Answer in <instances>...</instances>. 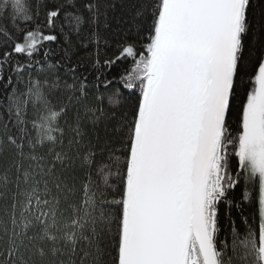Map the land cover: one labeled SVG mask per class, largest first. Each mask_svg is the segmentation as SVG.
<instances>
[{
	"label": "snow or ice",
	"instance_id": "1",
	"mask_svg": "<svg viewBox=\"0 0 264 264\" xmlns=\"http://www.w3.org/2000/svg\"><path fill=\"white\" fill-rule=\"evenodd\" d=\"M74 38L94 45L97 69L102 42L109 72L125 64L92 82L114 89L120 113L118 148L105 139L90 150L97 171L112 166L121 181L104 201L119 210L115 264H264V0H0V112L23 127L31 110L41 145L62 138L58 118L88 98ZM53 92L67 102L39 122ZM84 111L94 128L99 108ZM71 130L92 142L79 114ZM238 187L253 215L221 240V206L240 207Z\"/></svg>",
	"mask_w": 264,
	"mask_h": 264
},
{
	"label": "trees",
	"instance_id": "2",
	"mask_svg": "<svg viewBox=\"0 0 264 264\" xmlns=\"http://www.w3.org/2000/svg\"><path fill=\"white\" fill-rule=\"evenodd\" d=\"M118 25L117 16L113 32L122 29L123 25ZM78 45V39L74 38L68 55L84 65L80 74L87 76L90 82L88 98L79 104L73 100L66 115L58 118L64 128L62 138L44 140L41 145L40 135L33 131L34 113L31 110L26 118L21 117L25 120L23 127L19 123L7 124L6 117L0 112V264H115L119 210L104 201L119 195L117 185L121 181L112 166L105 169L106 173L98 172L99 164L93 166L90 150L93 147L99 150L105 139H110L113 147L118 148L114 128L118 126L120 113L111 111L108 103L107 98L114 89H96L92 82L98 72L118 76L124 71L125 64H117L109 72L103 61L112 52H106L102 42L97 69L94 67V45H89L87 50ZM60 75L64 76V73ZM3 88L0 86V92ZM98 95L105 97L103 104L96 103L94 96ZM68 96V93L53 92L51 103L45 105L46 111L39 122L65 104ZM86 105L99 108L96 115L100 119L94 128L90 124L91 116L86 117ZM77 114L89 124L91 143L88 137L77 142L71 130ZM63 120L67 123H62ZM106 132L110 136H106ZM13 137L16 142H11ZM96 137L101 141H95ZM19 142L23 143L22 149ZM104 174L109 175L108 181L103 179ZM243 195V188L238 187L230 198L240 207L221 206V240L231 239L232 229L243 233L245 225L241 217L253 215V209L243 200ZM115 203V200L111 201L112 205ZM25 208L30 213L23 219ZM10 251L12 259L8 260L5 254Z\"/></svg>",
	"mask_w": 264,
	"mask_h": 264
},
{
	"label": "rangeland",
	"instance_id": "3",
	"mask_svg": "<svg viewBox=\"0 0 264 264\" xmlns=\"http://www.w3.org/2000/svg\"><path fill=\"white\" fill-rule=\"evenodd\" d=\"M30 207V206H29ZM29 207H27V208H29ZM27 208H25V210L24 211H22V217H23V219H25L26 218V214H29L30 213V211H28V209Z\"/></svg>",
	"mask_w": 264,
	"mask_h": 264
}]
</instances>
